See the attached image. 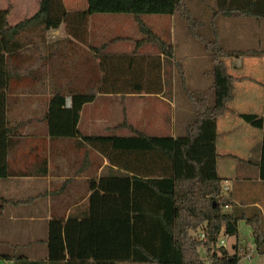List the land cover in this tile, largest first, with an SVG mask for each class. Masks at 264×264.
<instances>
[{
  "label": "trees",
  "instance_id": "16d2710c",
  "mask_svg": "<svg viewBox=\"0 0 264 264\" xmlns=\"http://www.w3.org/2000/svg\"><path fill=\"white\" fill-rule=\"evenodd\" d=\"M0 10V180L11 177L8 162L11 130L7 124L9 69L6 53L14 39L29 24L48 30L66 25L76 39H82L93 15H133L145 39L138 48L151 45L165 60L175 58V50L156 35L142 17L178 16L191 37L204 43L212 57V105L206 94L185 89L196 113L182 137H158L138 133L82 137L83 141L106 157L113 167L125 172L103 176L92 183L89 215L79 220L55 219L49 223L47 262L30 261L11 247L0 252V261L12 264H242V253L231 255L223 246L224 237L240 239L244 223L254 235L257 253L264 256V216L259 210L248 213L223 194L224 181L218 174V121L234 99V78L225 58L262 56L264 51H230L219 37L208 41L199 33L202 22L186 0H88V9L68 12L63 0H43L39 12L30 20L11 26L12 4ZM216 15L225 18L264 19V0H217ZM103 79L94 77L87 94H74L72 108L66 109L62 94L52 98L48 122L56 138H77L78 124L85 105L98 95L163 93V61L159 56L108 53L93 47ZM186 88V70L176 68ZM255 128L264 131V118L242 115ZM264 180V143L259 163ZM128 172V173H126ZM130 174H134L131 176Z\"/></svg>",
  "mask_w": 264,
  "mask_h": 264
},
{
  "label": "crops",
  "instance_id": "0c3cea01",
  "mask_svg": "<svg viewBox=\"0 0 264 264\" xmlns=\"http://www.w3.org/2000/svg\"><path fill=\"white\" fill-rule=\"evenodd\" d=\"M42 1L10 0L13 7L11 26L32 19L39 12ZM63 2L68 12H82L75 10L79 0ZM7 7V0H0V9ZM225 19L235 25L233 28L264 25L262 19L256 18ZM247 19H251L250 24L241 22ZM153 20L163 21L161 18ZM82 33L84 37L76 39L68 33L66 25L44 33L41 28L29 24L15 37V45L6 53L9 69L7 124L11 130L8 162L11 177L0 180L2 253H9L11 247H19L20 255L30 261L47 262L50 221H68L72 216L81 220V217L89 215L93 181L99 182L103 176L125 172L113 167L82 137H130L142 133L153 137L177 138L174 117L176 121L180 119V127L187 118L181 103L177 104L175 99L178 84L176 63H183L176 56L167 61L155 47L146 45L153 49L146 48L145 55L162 57L163 93L98 95L96 101L85 105L81 112L79 137H53L47 118L52 98L64 95L66 109H71L74 94L89 93L93 78L103 79L99 61L93 55L91 28L87 25L85 33L80 31L79 34ZM170 44L174 48L172 42ZM119 49H115L117 53L114 54L128 51L121 50L120 46ZM245 57H237L236 63L224 62L235 80L234 99L225 116L218 121L217 168L224 181L223 194L231 198L237 207L248 210V213L259 210L264 216V180L259 168L264 131L248 125L242 119V115L264 118V57L249 56V60H242ZM243 69H247L248 74L238 76ZM147 100L158 101L160 108L158 113L156 111L142 120L140 115L145 113L141 111V104ZM154 108L157 109L156 104ZM226 158L227 163L223 164ZM246 231L253 242L249 250L257 253L253 232L249 227ZM241 237L222 239L223 246L231 255L243 252ZM232 238H235V242L230 243ZM244 253L245 257L251 254L247 249ZM0 264L12 263L0 261Z\"/></svg>",
  "mask_w": 264,
  "mask_h": 264
},
{
  "label": "rangeland",
  "instance_id": "374dc122",
  "mask_svg": "<svg viewBox=\"0 0 264 264\" xmlns=\"http://www.w3.org/2000/svg\"><path fill=\"white\" fill-rule=\"evenodd\" d=\"M186 1L194 16L202 22V27L199 29V33L208 41H214L218 36L221 46L226 50L264 51V25H248L246 27L240 26L233 28L235 25L231 21L216 15L218 7L217 0ZM87 9L88 0H79V6H77L75 10L85 11ZM159 18H161L164 22L153 20ZM89 19L88 26L91 28L92 32L93 47L102 49L104 46L108 53H117V50L120 51V46L121 50H128L122 51L120 54L127 55L137 52L139 56H145V51L147 50L146 48L153 49L151 46L137 47L138 44L145 39V37L141 34L133 15L100 14L93 15ZM142 19L148 27L161 38V40L168 42L169 44L172 42V45L175 48V56L177 57V60L185 65L187 78L186 88L183 87L180 75L178 74V71H176L178 84L175 99H177V104L181 103L182 111L186 114L187 118H184L185 122H182V127H180V119L177 118L176 121V118L174 117L175 126L177 128L175 135L176 137H182L185 135L186 127L196 118V113L192 108L185 89L202 92L208 96L212 105L215 103L213 78L211 75V71L213 69L212 57L206 52L203 42L191 37L185 23L178 16L146 15L143 16ZM250 20L251 19H247L246 21L241 20V22L249 23L251 22ZM262 20V24H264V19ZM247 57L249 56L242 58V60H249ZM223 61L227 64L231 62L236 63V58H226L223 59ZM246 71L247 69H243L239 71L237 75L244 77L248 74ZM257 74H259V72H257ZM154 104H156V110L154 108ZM141 105L143 106L141 111L145 113L142 114L143 116L140 115L142 120L149 118L150 115L154 114L156 111L157 113L159 112L160 106L159 102L156 100H147L142 102ZM158 118L159 117L157 116V119ZM121 133L123 132H120V134ZM147 133L153 135V133ZM224 160L225 161L222 163H227L228 159L226 158ZM229 162L231 163V161ZM240 228L243 234L241 237L243 243L241 247L243 249L241 255L242 264H264V257L257 253L254 254L251 261L245 259L244 250L247 249L248 253H251V250L249 249L252 248L253 242L249 238L248 231H246V225L242 223ZM231 242H235V238H232L230 240V243Z\"/></svg>",
  "mask_w": 264,
  "mask_h": 264
},
{
  "label": "built area",
  "instance_id": "2783aa9c",
  "mask_svg": "<svg viewBox=\"0 0 264 264\" xmlns=\"http://www.w3.org/2000/svg\"><path fill=\"white\" fill-rule=\"evenodd\" d=\"M222 244H223V243H222ZM254 253H255V251L251 252V254H248V255L245 257V259L248 260V261H251L252 258H253ZM241 263H242V261H241Z\"/></svg>",
  "mask_w": 264,
  "mask_h": 264
}]
</instances>
